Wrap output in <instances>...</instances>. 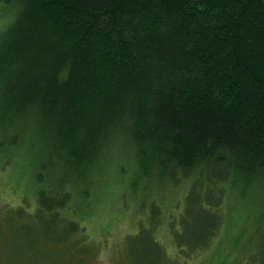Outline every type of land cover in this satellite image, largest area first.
<instances>
[{"label": "trees", "instance_id": "trees-1", "mask_svg": "<svg viewBox=\"0 0 264 264\" xmlns=\"http://www.w3.org/2000/svg\"><path fill=\"white\" fill-rule=\"evenodd\" d=\"M0 22V158L21 135L41 148L40 244L82 233L60 184L105 149L128 160L133 186H185L171 225L182 259L216 239L231 194L264 198L252 191L264 189V0H0ZM155 196L128 241L145 264H177L154 237Z\"/></svg>", "mask_w": 264, "mask_h": 264}, {"label": "rangeland", "instance_id": "rangeland-1", "mask_svg": "<svg viewBox=\"0 0 264 264\" xmlns=\"http://www.w3.org/2000/svg\"><path fill=\"white\" fill-rule=\"evenodd\" d=\"M20 138L18 144L8 145L0 158V264H145V248L141 244L131 247L128 239L143 226L146 213L142 207L155 195L163 214L154 227V237L169 259L177 264H242L249 253L259 251L263 257L259 264H264V198L250 202L240 194H231L216 239L195 257L182 259L174 245L171 225L178 226L175 220L182 208L185 186L163 187L154 178L133 186L134 172L128 160L111 156L107 149L96 164L100 157L107 158L99 167L92 163L84 169L79 174L83 179L75 187L63 175L58 178L65 181L62 187L72 191L67 215L79 222L82 233L63 244L61 240L45 238L40 244L41 239L36 241L30 228L37 227L32 214L42 186L36 183L35 176L39 162L44 161L43 153H39L40 147L37 154L30 152L27 137ZM263 190L255 186L253 197L264 194ZM18 212L23 213V218L18 217ZM16 225L20 227L12 229Z\"/></svg>", "mask_w": 264, "mask_h": 264}]
</instances>
